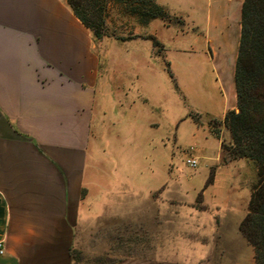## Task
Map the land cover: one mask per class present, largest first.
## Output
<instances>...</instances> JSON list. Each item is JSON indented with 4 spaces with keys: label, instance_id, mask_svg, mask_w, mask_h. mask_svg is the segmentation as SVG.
Wrapping results in <instances>:
<instances>
[{
    "label": "rangeland",
    "instance_id": "1",
    "mask_svg": "<svg viewBox=\"0 0 264 264\" xmlns=\"http://www.w3.org/2000/svg\"><path fill=\"white\" fill-rule=\"evenodd\" d=\"M161 1L166 18L153 34L148 16L110 1L99 39L105 102L89 147V164L104 174L89 199L83 191L85 206L59 252L68 264H256L239 227L257 167L222 148L231 145L225 116L237 110L244 0ZM144 2L158 4L134 7L151 10ZM151 36L160 42L152 56L120 62L109 77L115 41L151 47Z\"/></svg>",
    "mask_w": 264,
    "mask_h": 264
},
{
    "label": "crops",
    "instance_id": "2",
    "mask_svg": "<svg viewBox=\"0 0 264 264\" xmlns=\"http://www.w3.org/2000/svg\"><path fill=\"white\" fill-rule=\"evenodd\" d=\"M103 42L66 0H0V264H68L57 244L104 174L89 164L105 102ZM147 42L115 41L109 77L152 56Z\"/></svg>",
    "mask_w": 264,
    "mask_h": 264
},
{
    "label": "trees",
    "instance_id": "3",
    "mask_svg": "<svg viewBox=\"0 0 264 264\" xmlns=\"http://www.w3.org/2000/svg\"><path fill=\"white\" fill-rule=\"evenodd\" d=\"M75 15L90 29L97 40L103 37L106 12L111 0H66ZM127 9L149 21L166 18L163 6L145 3L151 10L134 7L135 2L123 0ZM155 47L160 42L149 38ZM234 83L237 110L229 111L225 124L231 134V145L223 144L236 158L255 162L258 182L255 185L249 211L239 231L255 250L256 264H264V0H244L241 10V35L236 61Z\"/></svg>",
    "mask_w": 264,
    "mask_h": 264
},
{
    "label": "built area",
    "instance_id": "4",
    "mask_svg": "<svg viewBox=\"0 0 264 264\" xmlns=\"http://www.w3.org/2000/svg\"><path fill=\"white\" fill-rule=\"evenodd\" d=\"M187 164L189 167L196 169L198 168V161L195 159H189L187 160ZM6 254V248H5V238L0 239V256H4Z\"/></svg>",
    "mask_w": 264,
    "mask_h": 264
}]
</instances>
